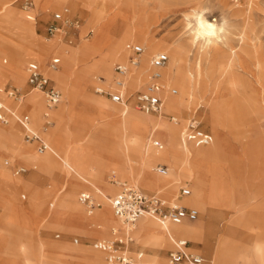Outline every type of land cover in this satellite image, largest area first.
Listing matches in <instances>:
<instances>
[{
    "label": "rangeland",
    "instance_id": "rangeland-1",
    "mask_svg": "<svg viewBox=\"0 0 264 264\" xmlns=\"http://www.w3.org/2000/svg\"><path fill=\"white\" fill-rule=\"evenodd\" d=\"M7 5L9 8H14L15 13L21 17L30 15L29 22L22 26L32 32L22 33L17 25L11 22L6 23L4 29L0 28V90L1 88L26 87V84L21 83L20 80L16 82L12 79V71L18 60L17 48L21 43L25 44L24 49L27 50L34 47L35 43H50L54 40H58V49L65 46L76 50L81 45H88L91 52L81 55L80 58L86 59L84 64L91 65L99 57L111 54L118 40L124 35L135 37L125 41L124 52L118 53L112 60L114 66L128 61L129 52L126 48L128 44L136 43L146 48L143 42L136 39L137 37L181 48L183 62L180 65L181 73L178 80L182 83L183 78L187 77L193 84L195 93L193 96L185 94L183 105L174 110L167 109L165 105V111L177 116L179 123L171 122L167 117L145 113L136 106L135 94L145 89L152 69L151 59L155 53L150 52V66L146 69V74L140 77L138 84L133 88L127 85L126 103L133 106L134 110L140 114L156 120L162 117L166 124L178 127L181 131L180 144L182 145V137L185 136L183 132L188 120L192 117L200 121L203 130L213 135L215 143L210 148L211 157L202 167L207 172L206 191L214 201L217 200L215 193L217 191L235 187L236 193L232 196L231 192L224 191L223 201L226 205L217 206L216 213L209 209L208 205L205 208L208 213L198 209L200 216L197 221L200 218L202 221L206 220L208 214L213 211L215 215L212 222L215 227L213 232L206 235L202 244L195 245L189 241L204 255L205 264H211L215 253H217L219 264H264V249H260L264 248V234H262L264 189L261 190V187H264V0H0V12ZM65 9L68 10L64 14L66 21L55 22L54 14L63 12ZM198 14L206 16L208 20H217L216 22L224 27L216 43L208 44L207 41L197 39ZM142 20L145 21L144 25L141 24ZM76 21L77 24H75ZM53 22L59 25V30L52 36L47 29ZM159 52L167 53L171 60V50ZM55 57L59 56L53 51L44 61H37L50 76L49 71H64L62 59L58 70L49 68ZM30 61L34 60H27L25 73ZM84 64L80 63L78 67L81 68ZM99 76L101 74H94L92 78L93 83L88 88L90 95L108 100L114 105H125L126 103H115L96 92L98 85H105L99 80ZM70 78V81H74V77L70 76ZM55 82L63 93V99L56 107L59 108L65 103L68 90L63 83L57 80ZM163 83L165 97L167 95L180 97V88L175 80L164 77ZM111 85L112 83H109L106 86ZM172 88L177 90V94L170 93ZM35 92L37 91L30 93L22 102ZM40 95L44 99L41 92ZM0 100L9 107H13L16 103L19 105V102L3 90L0 92ZM44 105L47 108L45 99ZM75 109L90 111L84 100L79 101ZM23 110L30 115L26 106ZM213 114L217 116L219 122L210 120ZM31 119L35 121L32 117ZM47 119H53L54 124L45 129ZM12 123L18 129L21 145L18 147L7 145L0 149V169L7 172L10 182L19 178H23L24 181L30 180V177L33 181L29 189L23 185L13 187L9 191H2L0 188V264H6L12 251L10 249L13 247L30 243L37 245L41 240L46 241L52 248L59 243L73 246L75 251L65 264H86L83 260L90 261L91 252L98 251L93 247V242L96 239L111 237V230L115 227H110L108 234L96 236L90 231L93 228L91 224L85 223L79 215L72 216L76 209L86 211V207L79 201V193L84 190L92 192L96 200L102 204V207L95 211H101L105 209V202L101 198L102 191L99 192L96 186L103 191L106 189L105 192L111 198L117 191L108 189H118L116 180H120L119 183L128 181L148 192L153 191L144 188L133 179L120 177L119 172L113 170H108L96 180L89 181L94 182L95 185L80 178L85 187L81 185L74 190L71 177L66 171L77 175L75 172L65 168L66 171H63L59 161L52 167L42 168L39 160L28 156L31 153L42 156L44 153H38L36 145L25 141L23 129L19 123L12 120L8 123L0 121L1 140H10L9 130ZM57 125L58 120L51 115L43 116L40 124L36 121L34 125L31 124L45 140L46 134L54 130ZM86 127V123L75 120V128L73 127L75 130L72 134L75 141L79 140L81 130ZM151 140L147 147L155 149ZM66 142L68 147L77 149L78 158H87L89 155L90 163L86 166L88 168L94 152L85 154L80 148H76L78 146L74 141ZM190 144L204 147L197 141L188 140L187 145ZM65 148L66 145L62 146V149ZM221 149H224V157H221L223 154ZM127 164L133 163L127 162ZM165 165L168 166V164ZM20 166L26 167L27 172L16 174L15 170ZM84 176L90 180L88 175L84 174ZM197 177L196 174H192L189 178L180 181L173 196L165 195L171 199L175 198L184 183H189L193 193L197 187ZM34 189L42 191H34ZM44 191H49V194L45 195ZM32 193L36 195L41 193L40 210L36 209V204L32 201ZM62 197H66L69 201L68 211L71 215H68L70 217L65 224H61L60 219H53V209L58 206ZM230 217V226L235 231V235L229 230L224 231V225ZM142 219L134 226L133 236ZM154 221L161 225L158 221ZM59 233L60 237L57 236ZM173 248L174 242L169 248H158L153 241L138 240L135 236L130 244L132 256L138 258L137 253H142V259L139 260L145 264H153L152 255L164 258L160 264H166L168 252ZM101 255L102 258L98 264H101L104 259L103 253ZM18 264H28V262L20 260Z\"/></svg>",
    "mask_w": 264,
    "mask_h": 264
},
{
    "label": "bare ground",
    "instance_id": "bare-ground-1",
    "mask_svg": "<svg viewBox=\"0 0 264 264\" xmlns=\"http://www.w3.org/2000/svg\"><path fill=\"white\" fill-rule=\"evenodd\" d=\"M13 12H15V9L9 8V5L2 8L0 12V28H5L6 23H9L8 17H10V14ZM27 16L30 17V15ZM216 21L217 20H208L206 16L198 14L196 21L197 39L207 41L208 44L216 43L220 38V32L224 31V27ZM21 22L25 24L27 18L22 19L19 25L16 23L13 24L17 25L22 33L26 31L32 32L31 30H26ZM144 23L145 21L143 22L142 20L141 24L144 25ZM132 39H135V37L133 38L132 36L124 35L118 40V43L111 54L99 57L91 65L88 63L84 64L86 59L80 58L81 55L91 52V48L88 45H81L76 50H71L65 46L58 49V40H54L50 43H35L34 47H30V49L27 50L24 49V43L19 44V47L17 48L18 60L12 71L13 77L17 70L20 69L21 65H25L28 59L44 61L50 52L55 51L63 61L64 71H49V73L55 80L63 83L68 90L65 103L56 110L55 108L49 110L45 107L44 99H42V96L38 91L30 95L24 102L19 103V105L17 103L13 105L14 109L17 107L16 109L18 110L23 109L25 106L28 107V110L32 109L33 112L29 111L30 115L38 124L42 122V118L43 116L45 117L46 112H48L51 117L58 120L57 127L45 136L46 141L52 144L51 150L47 151L42 156L36 153H31L28 156L39 160L42 168H44V166L51 167V165L59 161L63 165V168L75 172L79 178L93 185H95L94 182L89 181L96 180L102 175V173H100L101 169L108 165V167H111L114 171L120 172V177L133 179L146 189L163 192L168 196L174 195L180 181L189 178L192 174H196L198 177L196 180L197 187L195 188V191H204L206 171H204L202 167L211 157L210 148L212 145L204 147H197L193 144L182 145L180 144L181 131H179V128L174 125L166 124L162 117L156 120L150 116L136 112L133 106L127 103L125 105H114L108 100L92 96L90 95L91 92L89 93L88 88L90 87V84L93 83L92 78L94 74H101L99 78L103 79L105 85L113 83L115 76L113 74L114 65L112 64V60L118 53L124 52L125 41ZM136 39L143 42L146 45V48L142 55L140 65L133 68L128 77V87L133 88L138 84L140 77L145 73L146 69L149 68L150 52L155 53L156 55L161 50H167L169 52L171 50L172 58L169 61V66L163 68L162 73L165 79L172 78V81L175 80L177 82L180 88V97L175 98L167 95L166 108L174 110L177 107L182 106L184 103L183 96L185 94L193 96L195 91L193 84L190 83L187 77L183 78L182 83L178 80L181 73L180 65L183 62V52L181 48L178 46L171 47L159 44L154 41L150 42L145 40L146 38L141 37H137ZM80 63L84 64L81 68L78 67ZM70 76L74 77V81H70ZM20 81L25 84L24 80ZM81 100H88L89 102L97 104L98 110L93 117L91 116L82 120V122L86 123L87 127L86 129L81 130L79 140L75 141L73 138L74 135L72 136L75 130H73V127L75 128V120L81 121L75 117V106ZM9 108L11 109V107ZM37 110L39 111V115L35 113ZM213 115L214 116H212L210 120L212 122H219L217 116L215 114ZM48 120L53 121L54 124L53 119ZM12 122H15V120L12 119ZM104 124H106V126H104ZM108 125H111V128H109L110 126L108 127ZM115 129H118L117 131L122 137L121 146L125 152L124 160H108L103 154H101V152L95 150L92 162L88 168H81L77 162V160H79L77 149L68 147L65 151H62L54 146V144H56V139L61 136L65 137L66 141H74L78 146L76 148H80L79 146L84 144V141L87 139L91 141L93 140L97 143L93 142L87 144V146H89L88 148H92L94 144H99V138L107 135V133L112 134V130ZM9 131L10 141L13 143L12 146L18 147L21 145L19 143L20 134L13 123ZM153 137L163 141V149H149L147 147L149 141ZM1 138L2 136L0 133V140ZM133 147H136L139 151L136 152L132 150ZM221 151L223 153L224 149H221ZM224 156V153L221 154V157ZM127 162L133 164L128 165ZM158 163L168 164L169 172L167 175H160V173L155 171V167ZM84 174L88 175L90 180L87 179ZM119 184L120 183H118V185ZM96 189L99 192L102 191L101 198L105 202V209L94 211L92 214H88L87 210L85 211V209H81L80 214L83 221L87 224H91L93 227L92 230H90L91 233L102 236L110 232V227L123 228L122 223L112 211V206L109 203L111 196L105 192L107 190L105 189L103 191L98 186H96ZM36 196L41 197V193H37ZM63 198L64 197L60 199L58 206L53 209V219L62 220L61 224L67 223L71 216L68 211L69 202L62 201ZM33 202L36 204V209L40 210V200ZM185 203L203 211L209 204L201 192L194 193ZM66 210L68 212H65ZM214 215L213 211L208 214V222L206 225L202 220L197 222H189L185 220L180 224L168 223L158 225L154 220L144 218L140 221L138 229L134 232V236L138 240L143 239L145 241L147 239L148 241H153L158 248H169L176 240L173 232L175 230H181L187 234L199 236L201 238V243L214 225L212 222ZM53 246L54 248H52L46 241L41 240L37 245L30 243L28 245L15 247L18 249L16 250L17 252L10 253L6 264H18L20 260L28 262V264H65L75 251L73 246H67L62 243ZM91 253L92 256L90 261L83 260L84 263L98 264L102 258L101 253L98 251ZM163 260L164 258L158 255L151 256L153 264H160Z\"/></svg>",
    "mask_w": 264,
    "mask_h": 264
},
{
    "label": "built area",
    "instance_id": "built-area-1",
    "mask_svg": "<svg viewBox=\"0 0 264 264\" xmlns=\"http://www.w3.org/2000/svg\"><path fill=\"white\" fill-rule=\"evenodd\" d=\"M63 12L54 14V21H66ZM77 24V21L76 23ZM48 32L53 36L59 30V25L51 23L48 26ZM129 52L128 61L117 63L114 66L115 77L111 86L100 84L96 92L100 95L110 98L118 104H125L127 100V80L133 68L138 67L141 62L145 48L136 43L127 45ZM170 57L167 53L159 52L151 59L152 69L149 72L145 89L135 94L136 106L145 113L165 116L166 97L164 96L165 85L163 83L164 75L162 69L169 63ZM61 64V58L52 59L49 68L58 70ZM103 81L102 78H99ZM27 89L14 87L7 91L10 97L17 102H22L30 93L34 91L41 92L44 96L47 108L53 109L63 99L60 89L54 84L53 80L45 73L42 66L37 62H30L27 65ZM2 91V90H1ZM171 94H177L176 89H170ZM49 117V113H45ZM12 119L18 122L24 130V138L28 143L37 144V152L42 154L51 150L50 144L41 136V134L31 127V117L27 113H19L16 109H10L4 102L0 101V121L8 123ZM171 122L179 123L175 115H170ZM53 121L46 120L44 128H48ZM201 123L192 118L187 123L184 137L187 140L197 141V143L208 146L214 137L211 133L201 128ZM152 146L155 149H163L164 144L161 140L152 138ZM156 171L162 175L168 174V168L164 165H158ZM26 169L19 167L16 173H24ZM121 190L113 196L109 203L112 209L123 225V228L113 229V236L109 239H103L94 244V247L104 251L105 259L102 264H145L137 257L132 256L130 244L134 241L133 228L142 217H150L161 224L171 222L180 223L184 220L196 221L200 212L195 207H190L180 201H170L161 195L147 193L134 183H120ZM192 194L189 186L181 189V197H188ZM79 201L86 207L89 214H92L101 206L95 196L88 191L79 194ZM175 248L170 251L166 264H204V257L197 252L191 251L190 242L187 239H178L174 242Z\"/></svg>",
    "mask_w": 264,
    "mask_h": 264
},
{
    "label": "crops",
    "instance_id": "crops-1",
    "mask_svg": "<svg viewBox=\"0 0 264 264\" xmlns=\"http://www.w3.org/2000/svg\"><path fill=\"white\" fill-rule=\"evenodd\" d=\"M66 10V9H65ZM64 10V11H65ZM25 18H27V22H29V20H30V18L29 17H21L19 14H17V13H15V12H13V13H11L10 14V17H8V20H9V22H12V23H16L17 25H19V23H20V21L22 20V19H25ZM21 24H24V23H22L21 22ZM26 30H29L28 28H26ZM30 62H37V61H30ZM29 62V63H30ZM38 63V62H37ZM25 65H21V67H20V69L19 70H17V72H16V74L14 75V77L12 78V79H14V81H18V80H24L25 81V84H26V87L25 88H23V89H27L28 88V85H27V73H25ZM45 71V70H44ZM45 73L53 80V82H54V84L56 85V82H55V80L45 71ZM113 74H114V76H115V71H114V68H113ZM14 87H10V88H1V90H3L6 94H8L7 93V91L8 90H10V89H13ZM1 90H0V92H1ZM63 94V93H62ZM127 100H128V97H127ZM126 100V101H127ZM1 101V100H0ZM1 102H3V101H1ZM135 102H136V100H135ZM19 103H21V102H19ZM84 103H85V105L86 106H88V108H90V111H75V117H76V119H78V120H85L86 118H88V117H93L94 116V114L96 113V111L98 110V105L97 104H95V103H92V102H89L88 100H84ZM58 106V105H57ZM56 106V107H57ZM55 107V108H56ZM12 109H14V107H11ZM17 108V107H16ZM15 108V109H16ZM27 109H28V107H27ZM57 109V108H56ZM55 109V110H56ZM92 109H94L93 111H92ZM19 113H25V110H23V109H21V110H18V109H16ZM22 111V112H21ZM30 112H33V110L32 109H30L29 110ZM37 115H39V111L37 110L36 112H35ZM28 114V113H27ZM165 116H163V117H167L168 119H169V116L170 115H173V114H170V113H167L166 111H165ZM192 118H195V117H192ZM191 118V119H192ZM170 120V119H169ZM190 120V119H189ZM189 120H188V122H189ZM171 121V120H170ZM16 122V121H15ZM187 122V123H188ZM18 123V122H17ZM34 123H35V121L34 120H32L31 119V124L32 125H34ZM104 126H106V124H104ZM104 126H102V127H104ZM110 126V127H109ZM186 126H187V124H186ZM32 127V126H31ZM108 127L109 128H111V125H108ZM33 128V127H32ZM34 130H35V128H33ZM185 129H186V127H185ZM118 129H115V130H112L113 132H112V134H110V133H107V135H105V136H103L102 138H99V140H98V142H99V144H94V146H92V148H88L89 146H87V144H89V143H93L94 141L92 140H89V139H87V140H85L84 141V145L83 146H81L80 147V149H81V151H83L85 154H91V153H93L95 150L96 151H99V152H101V154H103L108 160H112V159H121V160H124L125 159V152H124V150L122 149V146H121V143H122V137H121V134L117 131ZM183 133H185V130H184V132ZM210 133V132H209ZM23 134H24V130H23ZM63 135V134H62ZM25 139V138H24ZM157 139V138H156ZM160 140V139H159ZM182 141H183V144L184 145H187V143H188V140L187 139H185V137H182ZM28 143V142H27ZM94 143H97V142H94ZM215 143V140L213 141V143H211L210 145H208V146H211V145H213ZM12 142L10 141V140H7V139H2V140H0V149L1 148H3L4 146H7V145H9L10 147L12 146ZM29 144H31V145H36V150H37V144L36 143H29ZM50 144V143H49ZM64 145H66V148L65 149H62V146H64ZM50 146H52V144H50ZM54 146L57 148V149H60V150H62V151H65L67 148H68V143L66 142V138L65 137H61V136H59L57 139H56V144H54ZM12 147H14V146H12ZM87 148H88V150H87ZM132 150H134V151H136V152H138L139 151V149H137L136 147H133L132 148ZM79 160H77V162H78V164L80 165V167L81 168H86V166L90 163V158H89V155L87 156V158H84V157H79L78 158ZM57 163V162H56ZM56 163H54L53 165H55ZM59 164H60V167L62 168V170L63 171H66L64 168H63V165L59 162ZM53 165H51V167L53 166ZM158 165H164V166H166L167 168H168V166L167 165H165V164H161V163H158ZM157 165V166H158ZM156 166V167H157ZM20 167H24V166H20ZM17 168H19V167H17ZM16 168V169H17ZM25 169H26V167H24ZM108 170H113L111 167L109 168L108 167V165L106 166V167H103L102 169H101V171H100V173H102L103 175H104V173L106 172V171H108ZM114 171V170H113ZM26 172H27V169H26ZM68 174H69V176L71 177V185H72V187L74 188V190L77 188V187H79V186H81V185H85L84 183H83V181L77 176V175H73V174H71L70 172H68V171H66ZM168 172H169V168H168ZM15 173H16V170H15ZM25 173V172H24ZM24 173H20V174H24ZM207 173V172H206ZM17 174V173H16ZM20 174H18V175H20ZM119 174L121 175V173L119 172ZM161 175V174H160ZM31 181H33V178L32 177H30V180H25L24 181V179L23 178H19V179H17V180H15L14 182H10V180H9V178H8V174H7V172L5 171V170H2V169H0V188H1V190L2 191H9V189H11V188H13V187H17V186H21V185H23L25 188H27V189H29L30 187H31V184H32V182ZM120 182V180H116V182H115V184H117L118 185V183ZM122 183H130V182H128V181H125V182H122ZM184 186H189L190 187V185H189V183H184V184H182V186L180 187V189H179V194L175 197V198H169L168 196H166L164 193H162V192H158V191H153V192H148L147 190H145V189H142V190H144L145 192H147V193H150V194H153V193H156V194H159V195H161L163 198H165V199H168V200H170V201H180V202H182V203H184V204H186L185 202L194 194V193H200L201 192V194H203L204 196H205V198H206V200L208 201V208L209 209H212L215 213H216V208H217V206L218 207H220V206H224V205H226V203L223 201L224 200V191L223 190H220V191H217V192H215L216 194H217V200L216 201H214V199L211 197V195H209L208 194V191H206V184H205V189H204V191H193V193H192V195H190V196H188V197H181V189H182V187H184ZM196 186V184L194 185V187ZM85 187V186H84ZM191 188V187H190ZM194 189V188H193ZM262 189H264V187L262 186L261 187V190ZM109 191H117V193H119L120 192V190H121V186H120V184L118 185V189H111V188H109L108 189ZM192 190V189H191ZM34 191H42L41 189H34ZM84 191H88V190H84ZM225 191H229V192H231L232 193V196H234L235 195V193H236V189H235V187H233V189H228V190H225ZM45 192V195L46 194H49V191H44ZM81 192H83V191H81ZM80 192V193H81ZM88 192H90V191H88ZM79 193V194H80ZM92 193V192H91ZM117 193H115V195L117 194ZM93 194V193H92ZM115 195H113V196H115ZM32 201H39L40 200V198L41 197H37L36 196V194H34V193H32ZM79 196V195H78ZM66 201V202H69L68 200H67V198L66 197H64L63 199H62V201ZM216 202V203H215ZM234 203H238V202H236V201H233ZM241 202V201H240ZM188 205V204H187ZM51 206H53V204L51 203ZM188 206H190V207H194V206H192V205H188ZM100 207H102V204H101V206ZM99 207V208H100ZM196 208V207H195ZM87 210V209H86ZM113 210V209H112ZM203 211V210H202ZM114 212V211H113ZM204 212H207L206 210H204ZM208 213V212H207ZM235 213H237V211L235 210ZM80 214H81V210L80 209H76V211H74V213L72 214V216L74 215H79L80 216ZM89 214V213H88ZM115 214V213H114ZM116 216V215H115ZM117 217V216H116ZM142 218H145V217H142ZM141 218V219H142ZM148 218H150V217H148ZM152 219V218H151ZM201 219V218H200ZM199 219V220H200ZM203 219V218H202ZM198 220V221H199ZM204 220V224L206 225L207 224V222H208V218L205 220V219H203ZM230 220H231V217L229 218V220L225 223V225H224V231H226V230H229L233 235H235V231L233 230V228L230 226ZM185 221V220H184ZM184 221H182V222H184ZM186 221H189V220H186ZM182 222H180V223H182ZM189 222H197V220L196 221H189ZM171 223H174V222H171ZM180 223H176V224H180ZM214 227H215V225H213L212 227H211V229H210V231L208 232V233H211V232H213V230H214ZM26 230L28 229V227L27 228H25ZM113 229H115V228H112V235H111V237L113 236ZM207 233V234H208ZM173 234H174V236L176 237V240L175 241H177L178 239H187L188 241L190 240L191 242H193L195 245H197V244H200V240H201V238L199 237V236H197V235H194V234H187V233H185L184 231H181V230H175L174 232H173ZM262 234H264V230L262 231ZM93 235H96V234H93ZM58 237H60V233L57 235ZM96 236H98V235H96ZM111 237H109V238H111ZM109 238H101V239H96L94 242H93V247H94V244L96 243V242H99V241H101V240H103V239H109ZM174 241V242H175ZM189 241V242H190ZM191 242H190V246H189V248H190V250L191 251H194V252H197V253H200L199 252V248L197 247V246H192L191 245ZM13 246H14V244H13ZM95 248V247H94ZM174 248H175V244H174ZM173 248V249H174ZM96 250H98V251H100L101 253H103V255H104V259H105V253H104V251H102V250H100V249H97V248H95ZM172 249V250H173ZM260 249H264V248H260ZM12 250V251H11ZM16 250H18V249H16L15 247H13L12 249H10V253H16L17 251ZM170 251L171 250H169V252H168V257H169V253H170ZM138 254V259H142V253H137ZM203 257H204V255L202 254V253H200ZM104 259H103V261H102V263L104 262ZM204 259H205V257H204ZM167 260H168V258H167ZM215 260V261H214ZM218 258H217V253H215L214 255H213V257H212V262H211V264H219L218 263ZM205 262H206V259H205ZM101 263V264H102ZM227 263V262H226ZM205 264V263H204Z\"/></svg>",
    "mask_w": 264,
    "mask_h": 264
}]
</instances>
